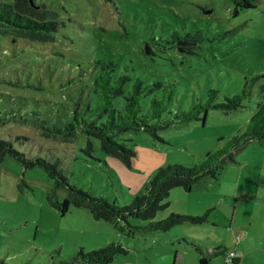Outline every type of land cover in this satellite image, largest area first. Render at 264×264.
I'll return each instance as SVG.
<instances>
[{
    "label": "rangeland",
    "instance_id": "374dc122",
    "mask_svg": "<svg viewBox=\"0 0 264 264\" xmlns=\"http://www.w3.org/2000/svg\"><path fill=\"white\" fill-rule=\"evenodd\" d=\"M34 1L57 12L63 24L48 43L13 40L0 28V139L30 158L56 163L70 184L93 196L130 204L160 168L197 166L208 153L247 132L257 105L264 102V0L238 14L234 0ZM175 33L194 54L168 44ZM151 40L158 43L154 55L145 52ZM108 62L115 64L113 81L128 78L123 95L114 101L116 108L125 107L140 79L143 87L153 88L142 95L141 115L153 123L171 122L158 132L162 140L144 131L120 135L135 152L131 167L104 153L99 140L81 130L75 138L57 132L76 110L87 118L88 107L101 104L94 81L101 64ZM245 90L244 107L236 111L209 108L205 122L204 112L199 120L177 118ZM153 100L163 102L160 119L152 118ZM89 141L93 148L88 152ZM234 158L236 163H223L216 184L210 176L191 192L173 189L169 205L155 220L174 212L198 215L210 202L216 206L202 236L222 233L234 239L226 226L235 206L244 211L256 202L264 205L263 182H257L258 196L250 191L255 178H264V141H249L234 151ZM53 185L41 167L25 169L12 155L0 162V264H70L80 250L88 253L111 243L128 253L110 264H158L173 253L175 233L189 230L183 224L166 233L140 230L148 222L136 218L128 223L98 221L83 207L62 215L47 198ZM58 194L62 200L66 191ZM214 219L225 225L211 227ZM218 260L224 264L222 256Z\"/></svg>",
    "mask_w": 264,
    "mask_h": 264
},
{
    "label": "trees",
    "instance_id": "16d2710c",
    "mask_svg": "<svg viewBox=\"0 0 264 264\" xmlns=\"http://www.w3.org/2000/svg\"><path fill=\"white\" fill-rule=\"evenodd\" d=\"M256 0H234L235 14L242 9L256 8ZM57 12L42 4L38 5L34 0H14L12 3L0 0V28L9 32L13 37L28 41H39L43 43L52 42L55 34L62 27ZM171 47L181 52L194 54V48L187 45V40L181 38L177 33L173 34L172 40L168 41ZM158 45L156 40L145 43V52L154 55L153 48ZM101 73L95 78L94 85L99 94L101 104L96 108L88 107L89 116L85 118L82 113L76 110L72 121L62 131L75 138L78 130H81L89 138L99 140L101 150L131 167L132 158L135 152L120 139V135L130 131H144L161 139L158 132L165 129L171 122H150L141 115V99L150 87H143L140 79H137L130 96L126 97V104L121 110L115 107L114 101L123 95L124 84L128 81L126 76L113 81L115 64L113 62L101 64ZM244 91L242 95L227 97L223 103L209 101L205 105H198L192 111L177 116L180 121L199 120V113L204 112L203 121H206L208 109L221 110L225 113L236 111L244 107L243 101L249 95ZM212 98L216 92L212 91ZM153 119H160L165 110L163 102L153 100ZM162 140V139H161ZM251 140L264 141V102L257 105L255 114L251 118L250 129L242 135L233 137L226 147L218 151L208 153L203 162L197 166L187 167L184 165H169L160 168L150 180L145 192L137 194L130 204L119 205L110 202L104 197L91 195L84 189L72 185L62 174L56 163L45 159L30 158L14 149L11 142L0 139V162L6 155L16 157L25 169L34 167L43 168L54 185L47 198L49 203L60 210L62 215L68 213L72 207L87 208L95 220L107 222L124 221L128 223L130 218L147 221L148 224L137 229L169 232L173 227L184 223L200 225L208 221L209 212L201 215L171 213L165 219L155 220L158 212L169 205V196L173 189L183 188L191 192L194 188L202 185L206 177H212L216 184L217 176L220 174L223 163L235 162L234 151L246 145ZM93 148L91 141L87 150ZM66 191V196L61 200L59 191ZM184 240V239H182ZM185 241V240H184ZM200 253V264H211V256L205 255L201 246L190 242ZM228 250L216 249L214 254H226ZM128 249L120 244L111 243L103 248L88 253L80 250L70 264H110L119 255H125Z\"/></svg>",
    "mask_w": 264,
    "mask_h": 264
},
{
    "label": "crops",
    "instance_id": "0c3cea01",
    "mask_svg": "<svg viewBox=\"0 0 264 264\" xmlns=\"http://www.w3.org/2000/svg\"><path fill=\"white\" fill-rule=\"evenodd\" d=\"M254 181L256 187L250 189V191L252 190V192H254V196H258L260 187L257 185V182L262 181L263 183L260 182V184L264 187V178L262 180L260 177H257ZM244 193L247 194L249 192L245 190ZM213 205L216 206V204L209 202L202 211L200 210L203 213H199L198 215L208 211L211 213ZM212 222L211 227L213 228L219 224L225 225L219 219H214ZM183 225H186L184 229L189 230L186 233H175L174 241L171 244L174 247L173 253L168 254L167 257L161 258L158 264H200V253L190 242L200 245L204 254L211 256V264H221L218 260L219 256H222L223 263L226 264L224 254H214V250L216 249L235 250L238 254L244 256V260H242L240 264H264V205L259 202H256L253 206H250L249 209L244 211L239 209L238 206H235L228 221V226H226L228 234L232 236L235 235L234 239L232 238L231 240L222 237V233L221 235L214 234L212 230H210V232L214 234L213 238L203 237L202 233H208L207 230H209L206 226L209 225L208 221L200 225H193L190 223ZM188 225L193 228H189L190 226ZM195 228L197 232H192V230H190ZM237 235H240L239 242H236Z\"/></svg>",
    "mask_w": 264,
    "mask_h": 264
},
{
    "label": "built area",
    "instance_id": "2783aa9c",
    "mask_svg": "<svg viewBox=\"0 0 264 264\" xmlns=\"http://www.w3.org/2000/svg\"><path fill=\"white\" fill-rule=\"evenodd\" d=\"M240 235L236 236V242H239ZM243 255L238 254L235 250L227 251L225 254V263L226 264H240L243 260Z\"/></svg>",
    "mask_w": 264,
    "mask_h": 264
}]
</instances>
